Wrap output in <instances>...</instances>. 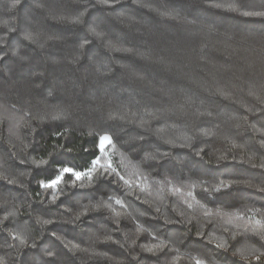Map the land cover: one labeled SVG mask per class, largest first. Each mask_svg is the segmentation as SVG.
I'll list each match as a JSON object with an SVG mask.
<instances>
[{
	"label": "trees",
	"instance_id": "obj_1",
	"mask_svg": "<svg viewBox=\"0 0 264 264\" xmlns=\"http://www.w3.org/2000/svg\"><path fill=\"white\" fill-rule=\"evenodd\" d=\"M13 2L0 0V257L264 264L233 255L264 253V18L210 6L264 10V0ZM85 6L84 24L54 18ZM102 130L115 145L107 156ZM96 159L90 177L61 171L87 173Z\"/></svg>",
	"mask_w": 264,
	"mask_h": 264
},
{
	"label": "snow or ice",
	"instance_id": "obj_2",
	"mask_svg": "<svg viewBox=\"0 0 264 264\" xmlns=\"http://www.w3.org/2000/svg\"><path fill=\"white\" fill-rule=\"evenodd\" d=\"M118 2H119V0H100V3L105 4V5L109 6V7L113 6L115 3H118ZM20 3H21V0H15V2H13L11 4V9H16L20 5ZM145 6H147V5H145ZM210 6L211 7H215V8L227 7V10L233 11V12H238L240 15L245 16V17H260V18H264V10H243V9L238 8V7H236L234 5H231V4L225 6L224 4H221V3H213ZM87 11H88V9L85 6L84 10L79 12V14H77V15H74V16H71V17L59 16V17H54V18L60 19L61 21L70 22L73 25H80V24H84L85 23L84 17L86 16ZM3 25H4L5 28H7L8 32L16 31V28L12 24L11 21L5 20V21H3ZM90 31L93 33V35L97 39H101V40L104 39V33L102 31H98L97 28L93 27V28L90 29ZM23 35H24V38L26 40L30 41L31 43L39 44L40 47L44 46L43 44L40 43L38 36H35L32 33H30V32H25V33H23ZM4 43H6L5 39L3 37H0V44H4ZM86 43H88L87 40H85L84 43L80 45V47L83 48L84 44H86ZM109 46L110 47H114L115 50H117V51H121V50L130 51L129 49H122V48L116 47L115 45L111 44V42L109 43ZM12 55L19 57L21 60L24 59V57L20 55V49L19 48H16L12 52ZM0 59H3V57L0 56ZM98 71H101V70L98 69ZM107 71H110V69H108ZM101 74L104 75V74H107V72L106 71H101ZM223 94L225 96H230L231 95L230 93H223ZM250 94L255 96L257 99H261V97L259 95H257L256 93H254V92L250 93ZM249 111H251V109H249ZM149 115H152V114H149ZM54 118L55 119H61L60 116H57V117H54ZM109 118L110 119H121V120H123V119H126L127 117L126 116H119V117L110 116ZM133 122H135V120H133ZM148 123H149V121L144 120L143 118L140 119V126L141 127L146 126ZM258 131H260L262 134H264V129H259ZM88 135H93V132L90 131L88 133ZM95 135L98 136V138H99L98 148H99L101 154L104 155V156H107V152L105 151L106 146L111 145L112 147H115V145L113 144L112 136L110 134H108L107 130H102V133L101 132H97V133H95ZM169 143H171V141H169ZM182 146H191V145L189 144V145H182ZM41 163H47V162L46 161H41ZM99 164H100V160L99 159L94 160L93 164H92V168L89 169V171L87 173L74 171L72 168H67V167L63 168L61 171L62 172H67V173H72V175H74L77 179H80L84 175H88L90 177L91 174H92V171H94L96 169V166L99 165ZM110 166H111V164L109 162L108 167H110ZM262 167H264V165H262ZM61 178L62 177L58 175L56 177V179L51 180L50 183L45 184L44 186L45 187H55L59 183ZM4 179H7V177H4ZM8 183L15 184V183H17V181L8 180ZM41 183H43V182H41ZM259 191L264 192V187L259 188ZM117 203H119V201H117ZM256 211H259V209H256ZM117 215H119V213H117ZM78 218L79 217H77V219ZM49 222L50 221H44V223H49ZM257 234L259 235V233H257ZM14 239H19L22 246L35 247L34 243L29 245L28 239H27V237L24 234H17L14 237ZM107 239L110 240L111 237L109 236V237H107ZM261 239H264V235L261 236ZM217 247L218 248H226L227 247L226 242L225 243H221V244H217ZM146 250L149 251V252L155 251V249H153V248H147ZM233 255H238L242 259L247 260L250 257H255L256 259H259L260 256H264V253H257L256 250H254V249H237L236 251L233 252ZM0 264H7V261L3 257H0ZM197 264H203V262L198 260Z\"/></svg>",
	"mask_w": 264,
	"mask_h": 264
}]
</instances>
